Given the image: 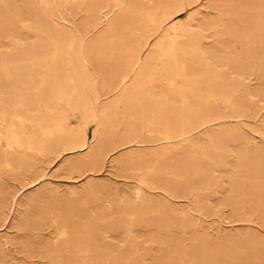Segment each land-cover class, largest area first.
Returning a JSON list of instances; mask_svg holds the SVG:
<instances>
[{
  "label": "rangeland",
  "instance_id": "rangeland-1",
  "mask_svg": "<svg viewBox=\"0 0 264 264\" xmlns=\"http://www.w3.org/2000/svg\"><path fill=\"white\" fill-rule=\"evenodd\" d=\"M1 1L0 51L7 53L8 63L16 57L13 52L31 40L32 6L30 0ZM193 1L177 19L194 10L213 19V6L225 0ZM252 6L241 10L224 39L242 41L251 33ZM63 17L71 37L43 31L46 50L79 49L99 83L116 84L115 75L123 72L129 55L127 32L101 26L84 7L67 9ZM261 74L250 76L256 95L240 109L237 120L208 125L196 138L202 153L194 154L193 164L186 166L194 172L181 170L154 137L145 136L149 142L139 147H122L119 136L128 109L112 105L117 104L115 90L98 86L99 105L109 108L106 127L98 130L90 147L43 153L26 166L0 165V264H62L65 260H58L63 241L71 238L76 244L70 247H89L92 257L101 254L102 247L112 254L135 249L129 252L135 264H264ZM13 82V76L10 83L1 77V97ZM180 179L195 195L175 191Z\"/></svg>",
  "mask_w": 264,
  "mask_h": 264
},
{
  "label": "bare ground",
  "instance_id": "bare-ground-1",
  "mask_svg": "<svg viewBox=\"0 0 264 264\" xmlns=\"http://www.w3.org/2000/svg\"><path fill=\"white\" fill-rule=\"evenodd\" d=\"M251 2V33L242 41L224 39L234 29L241 10ZM30 3V42L21 44L13 52L16 57L8 63L7 53L0 51V62L4 59L0 80L4 77L10 83L13 76L14 81L4 92L7 96L0 95V165L4 167L26 166L35 156L58 149L90 147L98 138V130L106 127L109 106L99 105L100 86L108 92L115 90L117 104L112 105L121 103L128 109L129 118L119 136L122 147H139L149 142L145 136L154 137L157 146L161 145L180 163L181 170L191 168L194 172V168L186 166L193 164L194 154L202 153L196 138L203 129L237 120L240 109L251 104L256 95L249 78L264 72V0H225L213 6V19L199 10L177 19L193 7V0ZM75 7H84L93 21L98 19L109 30L127 32L129 55L123 72L115 75L116 84L104 80L99 83L79 49L46 50L43 31L63 39L71 37L63 25V12ZM61 68H65L63 72ZM175 114L179 119L170 120ZM93 126L89 138L87 134ZM230 132L225 130V134ZM175 187L177 192L195 195L185 179L176 181ZM61 236L66 232L62 231ZM75 244L72 238L65 239L58 261L135 264L129 261V252L135 249L112 254L102 247L103 252L92 257L89 247H70Z\"/></svg>",
  "mask_w": 264,
  "mask_h": 264
}]
</instances>
